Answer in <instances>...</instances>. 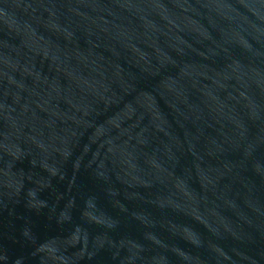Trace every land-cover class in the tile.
<instances>
[{"label":"water","instance_id":"1","mask_svg":"<svg viewBox=\"0 0 264 264\" xmlns=\"http://www.w3.org/2000/svg\"><path fill=\"white\" fill-rule=\"evenodd\" d=\"M0 264H264V0H0Z\"/></svg>","mask_w":264,"mask_h":264}]
</instances>
